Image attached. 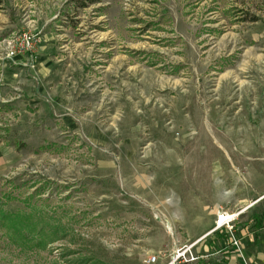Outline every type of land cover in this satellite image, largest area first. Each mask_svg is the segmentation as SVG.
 Segmentation results:
<instances>
[{
	"label": "rangeland",
	"instance_id": "1",
	"mask_svg": "<svg viewBox=\"0 0 264 264\" xmlns=\"http://www.w3.org/2000/svg\"><path fill=\"white\" fill-rule=\"evenodd\" d=\"M263 193L264 0H0V264L264 253Z\"/></svg>",
	"mask_w": 264,
	"mask_h": 264
},
{
	"label": "crops",
	"instance_id": "2",
	"mask_svg": "<svg viewBox=\"0 0 264 264\" xmlns=\"http://www.w3.org/2000/svg\"><path fill=\"white\" fill-rule=\"evenodd\" d=\"M259 202L264 199V193L259 197ZM221 212H226L227 214H231L234 212L226 211V210H216L210 214V219L208 221L207 228L202 230L200 233H197L196 236L185 245L186 248L192 250L194 248V255L197 257V260L194 262L196 264H264V253L262 248L259 247L258 250L252 251H243L240 253L237 252L236 247L232 245V237L238 239L237 231L235 228H232L231 231L222 229H214V222L216 220V216ZM195 215H193L194 217ZM196 217V216H195ZM259 219V218H258ZM190 221H193L192 219ZM258 221V220H257ZM234 222L233 226L236 225ZM258 227H261V220L258 221ZM188 229V228H187ZM190 229V228H189ZM188 229V230H189ZM244 231V230H243ZM242 235L251 237L250 232H243ZM208 244L214 246V250L211 252L207 251ZM236 250V251H235ZM187 263V262H184ZM191 263V264H194ZM189 264V263H187Z\"/></svg>",
	"mask_w": 264,
	"mask_h": 264
},
{
	"label": "built area",
	"instance_id": "3",
	"mask_svg": "<svg viewBox=\"0 0 264 264\" xmlns=\"http://www.w3.org/2000/svg\"><path fill=\"white\" fill-rule=\"evenodd\" d=\"M31 36L28 34H22L15 36L14 38H10L4 41V46L7 50L8 57H16L21 55V52H26L32 50L34 45L32 44ZM237 218V214L231 213L227 214L226 212H221L216 216V220L214 222V229H222L225 228L228 231H231L233 228V224ZM232 245L237 246L236 240L232 237ZM186 251L184 252V254ZM179 258L181 256H178ZM183 257V255H182ZM191 261L194 259L190 257ZM156 260L155 257H152L147 262L153 263Z\"/></svg>",
	"mask_w": 264,
	"mask_h": 264
}]
</instances>
